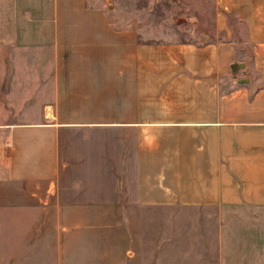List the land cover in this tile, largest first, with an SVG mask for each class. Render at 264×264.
Segmentation results:
<instances>
[{
    "label": "crops",
    "instance_id": "obj_1",
    "mask_svg": "<svg viewBox=\"0 0 264 264\" xmlns=\"http://www.w3.org/2000/svg\"><path fill=\"white\" fill-rule=\"evenodd\" d=\"M204 1L0 0V264H264V0Z\"/></svg>",
    "mask_w": 264,
    "mask_h": 264
},
{
    "label": "rangeland",
    "instance_id": "obj_2",
    "mask_svg": "<svg viewBox=\"0 0 264 264\" xmlns=\"http://www.w3.org/2000/svg\"><path fill=\"white\" fill-rule=\"evenodd\" d=\"M91 1L99 2L108 12H125L132 16L137 14L142 19L143 27L155 38L174 36L180 39H202L207 37L205 35L211 30V20L209 19L211 6L204 0ZM206 1L211 2L212 0ZM0 102L3 106L6 103L4 99H1ZM6 118L8 117L6 116ZM2 142L3 138L0 137V144ZM159 222H163L162 218H159Z\"/></svg>",
    "mask_w": 264,
    "mask_h": 264
}]
</instances>
